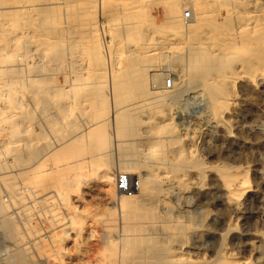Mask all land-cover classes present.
Returning a JSON list of instances; mask_svg holds the SVG:
<instances>
[{
  "label": "rangeland",
  "instance_id": "rangeland-1",
  "mask_svg": "<svg viewBox=\"0 0 264 264\" xmlns=\"http://www.w3.org/2000/svg\"><path fill=\"white\" fill-rule=\"evenodd\" d=\"M50 2L35 14L32 43L0 41V264H19L18 255L29 264H264V51L244 42L246 17L264 27V0ZM168 76L174 85L165 90ZM217 84L218 113L209 92ZM129 100L139 102L127 113L136 120L116 126L106 114ZM145 138L170 143L168 183L151 185L140 165L139 148L152 150ZM119 163L141 184L133 210L116 195ZM225 171L239 174L242 214L225 193ZM74 213L82 228L60 248L61 225Z\"/></svg>",
  "mask_w": 264,
  "mask_h": 264
},
{
  "label": "bare ground",
  "instance_id": "bare-ground-1",
  "mask_svg": "<svg viewBox=\"0 0 264 264\" xmlns=\"http://www.w3.org/2000/svg\"><path fill=\"white\" fill-rule=\"evenodd\" d=\"M121 1V0H120ZM174 2H177V0H172ZM182 1V0H181ZM184 1V0H183ZM186 1V0H185ZM227 2V0H225ZM239 1V0H238ZM242 1V0H241ZM251 0H249V3H250ZM194 2V1H193ZM229 2V1H228ZM227 2V3H228ZM231 2V1H230ZM247 2V1H246ZM245 2V3H246ZM241 2H239L238 4L240 5ZM244 3V4H245ZM231 4V3H230ZM237 4V5H238ZM242 4V3H241ZM248 4V3H247ZM246 4V5H247ZM245 5V6H246ZM54 6V4L52 2H50V0H43V1H40V0H0V17L3 18V17H15L17 18L18 17V20L16 22H9L7 20H0V41H3L5 43H15L17 45H20V46H25V45H28L30 43H32V40L35 38V32L32 28V25H33V22H34V18H35V14L36 12L38 11H41V10H46V9H49L50 7ZM181 6V5H180ZM183 6H186L185 4ZM228 6V5H227ZM244 6V5H243ZM62 7V6H61ZM114 7H119L122 11H125L126 13H129L131 12V8H127V5L121 3V4H117L115 3ZM129 7V6H128ZM250 7V6H249ZM56 8V7H55ZM180 8V7H179ZM245 8V7H244ZM233 9H235L233 7ZM63 10V9H62ZM61 10V11H62ZM183 11H184V8H183ZM252 11V10H250ZM117 12V11H115ZM182 13V12H181ZM203 13V12H202ZM245 13V12H244ZM184 14V13H183ZM256 14V13H255ZM263 15L264 16V4H262L260 7H259V11H258V16L260 15ZM122 15V14H120ZM137 15V14H135ZM206 14H201V16L199 17L200 19H198V21L195 22L196 25L193 24V26L191 25L190 29H193V28H196V26H200V22L203 20L204 18V21H205V18H207L205 16ZM247 15V14H246ZM63 16V14H62ZM193 17V16H192ZM126 18V17H125ZM178 19H179V14L178 13H174L173 16H171V20L173 23H176L178 22ZM183 19V18H182ZM252 19V18H251ZM247 18L246 17V26H249V37L247 39V41H244V42H247L248 45H253L254 48H259V50H262L264 51V27L262 28V30L260 31H256V26H254L253 22H251L252 20ZM63 20V19H62ZM130 20L131 21H134L136 20V16H131L130 17ZM146 20V19H145ZM38 21V20H37ZM36 21V22H37ZM193 22V21H192ZM132 23V22H131ZM50 24V23H49ZM92 25L95 24V23H91ZM65 25V24H63ZM103 25H104V22H103ZM207 26V28L209 27V24H205ZM240 26V25H239ZM16 27H19L18 31L17 32H14V29ZM210 28H214L212 27V25H210ZM17 29V28H16ZM102 29V25L99 26V30ZM157 29V28H156ZM184 29V28H183ZM188 29V28H187ZM185 29V30H187ZM211 29V30H212ZM58 30H62V27H58ZM97 30V31H99ZM184 32H187L185 31ZM207 30V29H206ZM210 30V29H209ZM210 30V31H211ZM242 30V28H241ZM93 31V30H92ZM96 31V32H97ZM145 31V30H144ZM165 31V30H164ZM168 31V30H167ZM221 31V30H220ZM106 32V31H105ZM173 32V31H171ZM178 32V31H177ZM181 32V31H179ZM208 32V31H207ZM214 32V30H213ZM99 33V32H97ZM183 33V31H182ZM174 34V33H173ZM190 34V33H189ZM222 34V33H221ZM102 35V34H101ZM213 36V34H210ZM200 36V35H199ZM95 38V37H94ZM191 38V37H190ZM51 39V38H50ZM241 39V38H240ZM97 41V40H96ZM163 41V40H162ZM232 41V40H231ZM237 41V40H236ZM241 41V40H240ZM157 42V41H156ZM171 42V41H170ZM41 42H39L40 44ZM177 43V42H176ZM187 43V42H186ZM180 43H178L177 45H179ZM220 44V43H219ZM223 44V43H222ZM239 44V43H238ZM240 44H243V43H240ZM176 45V46H177ZM184 45V44H183ZM36 46V44H35ZM222 46H225V45H222ZM242 46H246V45H242ZM241 46V47H242ZM179 47V46H178ZM4 48V47H3ZM42 48V47H41ZM160 48V47H159ZM209 48V47H208ZM224 48V47H223ZM23 49V47H22ZM177 49V47H176ZM236 49V48H235ZM234 49V50H235ZM238 49V48H237ZM236 49V50H237ZM244 49V48H243ZM246 49V48H245ZM253 49V48H252ZM195 50V49H194ZM233 50V52H234ZM255 50V49H254ZM160 51V50H159ZM225 51L229 52L230 51V48H226ZM2 52V51H1ZM155 52V51H154ZM157 52V51H156ZM168 52V51H167ZM174 52V51H173ZM148 53V52H147ZM33 54V53H32ZM107 54V53H106ZM112 54V53H111ZM168 54V53H166ZM191 54V53H190ZM143 55V54H141ZM145 55V54H144ZM199 55V54H198ZM170 56V55H169ZM107 57L109 58V54H107ZM154 57V56H153ZM177 57V56H176ZM216 57V56H215ZM214 57V58H215ZM244 57V56H243ZM115 58V56H114ZM150 58V57H149ZM213 58V59H214ZM217 58V57H216ZM219 58H222L219 57ZM148 59V58H147ZM196 59V58H195ZM151 60V59H150ZM157 60V59H156ZM163 60V59H162ZM154 61V60H153ZM193 61V60H191ZM220 61V60H219ZM145 62V61H144ZM6 63V62H5ZM112 63V62H111ZM193 63V62H192ZM197 63V62H196ZM195 63V64H196ZM202 63V62H200ZM204 63V62H203ZM215 63V62H214ZM205 64V63H204ZM196 66V65H195ZM205 66V65H204ZM111 67H112V64H111ZM19 69V68H18ZM209 69H212L211 67ZM193 71V70H192ZM194 72V71H193ZM169 73V72H168ZM187 74V73H186ZM186 76V75H185ZM201 77V76H200ZM216 77V76H215ZM25 78V77H24ZM203 78V77H202ZM212 79V78H211ZM217 79V78H216ZM112 80V79H111ZM206 80V77L203 78V81ZM201 82V81H200ZM226 82V81H225ZM199 84V83H198ZM203 84V83H202ZM210 84V83H209ZM212 84V83H211ZM233 85V84H232ZM209 92L211 93V104L213 105V109L214 112H217V105H218V101L221 100L223 97H224V94H223V89L220 87L218 88V84L217 85H212L211 87H209ZM162 94V93H161ZM161 94L159 93L157 96L155 97H152L151 98V102H148L147 105H150L152 103H155L156 101H158L159 97H163L161 96ZM137 98V97H136ZM153 100V101H152ZM163 100V99H162ZM218 100V101H217ZM130 101V100H129ZM133 101V100H132ZM128 102L127 104H125L120 110L121 112L119 113L116 109H114V107H112V110L110 112V114H106L107 116V119H111L110 121L114 124L115 122V125L118 126L119 124L121 125H127L129 124L130 122H134L136 120V118H132L131 116H129L127 113L128 111L130 110H136L139 108V102ZM221 103V102H220ZM223 103V102H222ZM141 104V103H140ZM212 107V106H211ZM97 108V106H96ZM146 109V108H145ZM106 112V111H105ZM213 112V111H212ZM108 113V112H106ZM218 113V112H217ZM215 114V113H214ZM156 115V114H155ZM217 115V114H216ZM149 116V115H148ZM218 117V116H217ZM157 118V117H156ZM142 136V135H141ZM135 137V136H134ZM140 138V137H139ZM166 138V137H165ZM118 139V138H117ZM142 139V138H141ZM145 142L142 143L141 140L139 141V143H137L136 145H132L134 148L139 145L140 143H142V146L144 149H152L150 152H145V153H141L143 150H142V147L139 148L140 151L139 154L140 156H142V160H140V165H142L144 168L146 169H149L151 171H149L148 173V176L150 178V182H151V185H156L158 186L159 184H163V183H168L171 179V176L170 174H172L174 171H175V167L172 166L169 168L168 171L166 172H163L162 169H163V158H164V150L165 148L169 147L170 146V143L167 141H158V142H154L152 139H148V138H145L143 139ZM131 141V140H130ZM133 141V140H132ZM119 142H122L123 141H119ZM106 149V148H105ZM119 150V149H118ZM113 155V154H112ZM98 157V156H97ZM99 159V158H98ZM129 162V161H128ZM127 162V163H128ZM133 162V160H132ZM136 162V161H135ZM121 163V162H120ZM120 163H119V166H120ZM131 163V162H130ZM167 163V162H165ZM106 164V163H105ZM124 164V163H123ZM130 166V165H129ZM123 170V173H120V174H127V175H130L129 174V170H128V166H125V167H122L120 166ZM155 167V168H154ZM186 167V166H185ZM110 168V167H109ZM132 168V167H131ZM180 168V166L178 167V169ZM183 168V167H182ZM166 169V168H165ZM187 169V168H186ZM128 170V171H127ZM132 170V169H131ZM222 178L224 179V185H225V190L229 196L233 197L234 201V207L236 210H238L241 213V211L243 210L244 208V203L242 202L243 200L240 198L242 195H243V192H237L235 190V186L240 184V179H239V174H236L235 172H232V171H225L223 172L222 174ZM72 177V176H71ZM100 179L101 180H109L110 179V175H109V170H107V168L100 174ZM70 178V177H69ZM243 180H246L244 177H242ZM68 179V178H67ZM221 180V179H220ZM65 181V180H64ZM67 181H70V188L74 187V185H78V181L76 182L74 180V177L71 179V180H67ZM76 183H75V182ZM143 181V180H142ZM222 182V181H221ZM148 183V182H147ZM150 184V183H149ZM222 184V183H221ZM141 185V184H139ZM61 186V185H60ZM68 187V188H69ZM77 187V186H76ZM223 187V186H222ZM221 187V188H222ZM67 188V189H68ZM68 189V190H72V189ZM224 188V187H223ZM9 190L11 192H14L12 188H9ZM139 190V189H138ZM153 190V189H152ZM150 191V190H149ZM224 191V190H223ZM111 192V191H110ZM139 192V191H138ZM15 193V192H14ZM114 193V192H112ZM116 194V193H114ZM153 194V193H152ZM225 194V195H227ZM117 197H118V200H121V208H124L125 206L128 207L129 209L133 210L134 208H131L133 207L136 203L134 201V199H136L134 196H132L130 199L128 198V196H121V192L118 191L117 192ZM227 201V200H226ZM140 204V203H138ZM72 206V205H71ZM76 208V207H75ZM74 208V210H75ZM4 206L2 204H0V212L4 211ZM128 215V214H127ZM130 217V216H129ZM3 226H4V230L6 232V234L9 236V237H12L13 236V231L15 230L14 226H13V222L10 220V217L8 216V214H5V216L3 217ZM128 225V224H126ZM82 227H81V218L79 216V214H73V217L69 218L66 222L63 221L62 225H61V230H60V236L58 237V245L60 248H63L62 246V242L65 238L68 237L69 235V232L70 231H78L80 230ZM120 228V227H119ZM264 235V234H263ZM70 236V235H69ZM127 236V235H126ZM106 237V236H105ZM104 237V238H105ZM140 237V236H139ZM264 237V236H263ZM264 241V240H263ZM144 242V241H143ZM148 242V241H147ZM123 244V243H122ZM120 246V245H119ZM135 246V245H134ZM141 246V245H140ZM143 246V245H142ZM155 246V245H154ZM171 250V249H170ZM65 251V250H63ZM125 251V249H124ZM132 252V251H131ZM129 253V252H128ZM124 255V254H123ZM126 256V255H125ZM233 256V255H232ZM131 257V256H130ZM182 257V256H181ZM184 257V256H183ZM113 258V257H112ZM16 259L19 261V264L21 262V264H29L28 261H26L22 255H18V257H16ZM132 260V259H131ZM135 260V259H134ZM170 261L173 263V264H194V263H191L189 262L187 259L185 258H179V257H170ZM226 261V260H225ZM236 262V261H234ZM234 262H230V261H227L226 263L227 264H233ZM105 263V262H104Z\"/></svg>",
  "mask_w": 264,
  "mask_h": 264
},
{
  "label": "built area",
  "instance_id": "built-area-1",
  "mask_svg": "<svg viewBox=\"0 0 264 264\" xmlns=\"http://www.w3.org/2000/svg\"><path fill=\"white\" fill-rule=\"evenodd\" d=\"M184 22L191 20L192 15L190 11H186L183 15ZM174 79L171 76L167 77V80L163 84L165 90H170L173 88ZM115 187L118 191L127 196L135 195L139 189L138 181H133L126 174H119L115 181Z\"/></svg>",
  "mask_w": 264,
  "mask_h": 264
}]
</instances>
